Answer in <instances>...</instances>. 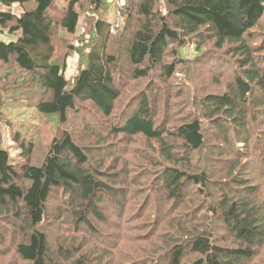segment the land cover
<instances>
[{"label":"trees","instance_id":"16d2710c","mask_svg":"<svg viewBox=\"0 0 264 264\" xmlns=\"http://www.w3.org/2000/svg\"><path fill=\"white\" fill-rule=\"evenodd\" d=\"M111 1L59 13L57 0H0V32L14 37L0 39V125L11 102L60 115L35 165L13 166L0 139V264H264V0ZM81 23L68 79L57 31ZM212 61L211 80L229 78L205 92ZM91 109L105 132L79 139L70 114ZM136 138L150 150L137 154L143 179L117 154Z\"/></svg>","mask_w":264,"mask_h":264},{"label":"rangeland","instance_id":"374dc122","mask_svg":"<svg viewBox=\"0 0 264 264\" xmlns=\"http://www.w3.org/2000/svg\"><path fill=\"white\" fill-rule=\"evenodd\" d=\"M125 2V0H123ZM113 8L110 9L109 13L106 14L107 18H110L113 22L115 20V10L117 5L113 2ZM119 5L122 6V1L119 0ZM57 5H59V13H62L65 11L66 2H63L62 0H57ZM77 10H79L77 6ZM12 11L15 13H20V9L18 6H14L12 8ZM83 16V15H82ZM83 22V20H82ZM120 25V24H119ZM118 25V27H120ZM82 23L80 24V28L78 29V32L75 36L73 35H66L64 31H58L59 38L58 41L61 43V40L63 38H66L67 48L66 47H59L57 51V59L62 58L64 54L68 53L69 57L66 62H68L67 67V78L70 79L75 73L77 69V65L79 62V56L77 53L70 51V46L73 44L79 45L78 41L82 40L84 38L82 34ZM117 27V29H118ZM117 34V32L113 33ZM0 39L9 42L14 39L13 36H9L8 34L3 35L0 32ZM78 40V41H77ZM58 43V42H57ZM74 46V45H73ZM200 50V42L199 40H193L191 46H189L185 51L184 55L187 58H194L196 54ZM227 60V57H223L222 61ZM214 62L212 61L211 64H208L209 69L207 72L202 74L200 72L199 79L201 78V81L203 83L202 90L205 92H210L211 89H219V87L214 86L216 82L218 83H225L227 79L229 78L227 75L219 76L216 78V80H211L212 77L210 74L215 73L219 74L222 69H215L213 68ZM224 66V65H223ZM225 67V66H224ZM179 79H181V75H177ZM225 78V79H224ZM173 84V81H171V84ZM11 86V85H10ZM167 88L170 91V86H167ZM221 90V89H220ZM219 90V91H220ZM175 92V91H170ZM28 97V94H25V98ZM173 99V102H176V97L171 96ZM1 111L5 115L4 122L0 125V139H1V147L9 153L11 164L13 166H16L19 169H24L28 166V164L35 165L38 161H40L44 154H42V150L44 149V146L49 145L52 143L53 138L56 135V130L59 127V120L60 115L59 114H51V115H42L40 114L36 108H34L29 101H20V102H11L10 104H5L2 106ZM175 115L174 117H186V113L184 112V109H181V106L177 105V107L174 106ZM92 116V117H91ZM93 118L95 120H93ZM103 120L100 116H98L97 112L94 109H91L90 116H88L83 111H80L79 114H70L69 118V124L66 126V128L75 133L74 135L78 136L79 139H83L88 135V131L92 130L95 132H105L99 129V125L101 124V121ZM173 120V118L171 119ZM175 120V119H174ZM87 122V124L85 123ZM173 124V123H171ZM89 126V128H87ZM106 127V126H104ZM65 129V127H64ZM117 142V141H115ZM119 142L115 143L118 144ZM127 147H123L121 150H117L118 156L123 159L122 163L126 164L128 161L131 163L134 162H141L138 166H130L129 171H131L132 176H137L138 178L143 179L144 176H147V173H144V168H149L147 165L142 162L143 160H139V157L137 154L139 153L141 159H144L145 157L149 156V148L148 144L145 143V141L141 138L136 139H126ZM31 145V147H30ZM27 148H30L29 151H27ZM26 149V150H25ZM25 151L29 152L30 157H25ZM114 151V150H112ZM117 157V156H115ZM143 157V158H142ZM113 159L108 160V164L113 163ZM154 171L156 169H153ZM156 174V171H155ZM153 174V175H155ZM149 180H152L151 178H146L142 182H145L147 185H149ZM154 183V180H152L151 184ZM142 194L138 192L137 197ZM147 196V190L145 191V194L140 195L138 200L135 201L137 205H141L144 202V199ZM60 228H63L65 230H68L70 228V225L67 223L60 224ZM94 239H97V241L102 243H110L104 239H98L97 237H93ZM115 240V239H114ZM10 246V245H9ZM128 250V248H126ZM0 253H5L3 250L0 251ZM6 255V254H5ZM4 260V258L0 259V262ZM7 264V261H6Z\"/></svg>","mask_w":264,"mask_h":264},{"label":"crops","instance_id":"0c3cea01","mask_svg":"<svg viewBox=\"0 0 264 264\" xmlns=\"http://www.w3.org/2000/svg\"><path fill=\"white\" fill-rule=\"evenodd\" d=\"M62 1L67 3V5H66V8H67V6H68V4H69V2H70L71 0H62ZM109 1H111V0H109ZM66 8H65V9H66ZM76 9H77V7H76ZM78 12L80 13L81 16L83 15V13L81 12L80 9L78 10ZM3 35H6V34H3Z\"/></svg>","mask_w":264,"mask_h":264},{"label":"built area","instance_id":"2783aa9c","mask_svg":"<svg viewBox=\"0 0 264 264\" xmlns=\"http://www.w3.org/2000/svg\"><path fill=\"white\" fill-rule=\"evenodd\" d=\"M121 1H122V5H123V4H124V1H123V0H121ZM115 27L117 28L118 25H116ZM115 31H116V29H115V30H114V29L112 30L113 33H114Z\"/></svg>","mask_w":264,"mask_h":264}]
</instances>
